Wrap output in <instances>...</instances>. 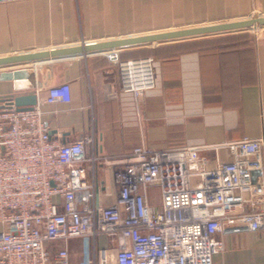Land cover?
I'll list each match as a JSON object with an SVG mask.
<instances>
[{
  "label": "crops",
  "instance_id": "0c3cea01",
  "mask_svg": "<svg viewBox=\"0 0 264 264\" xmlns=\"http://www.w3.org/2000/svg\"><path fill=\"white\" fill-rule=\"evenodd\" d=\"M246 2L230 8L233 18L250 12ZM259 2L264 10V0ZM159 12L160 0H0V55L159 31ZM178 27L185 25L164 29ZM115 51L119 60L151 57L154 86L135 97L122 89L110 50L79 52L1 65L0 100L35 93L52 138L63 142L93 132L107 154L139 144L196 145L212 167L232 158L214 145L244 136L264 139V27L258 34L243 29ZM61 82L70 84V100L43 101L47 87ZM96 179L98 202H113L111 167L100 165ZM221 238L213 264H264V226ZM98 243L115 245L104 235ZM67 245L70 259L81 256V238ZM49 247L55 252L62 243Z\"/></svg>",
  "mask_w": 264,
  "mask_h": 264
},
{
  "label": "built area",
  "instance_id": "2783aa9c",
  "mask_svg": "<svg viewBox=\"0 0 264 264\" xmlns=\"http://www.w3.org/2000/svg\"><path fill=\"white\" fill-rule=\"evenodd\" d=\"M110 51L123 90L138 97L154 86L151 57L119 60ZM14 96L0 100V264H213L221 234L264 226V139L214 145L232 158L212 167L196 145L107 154L93 132L52 138L38 103L18 109ZM69 100L68 82L49 85L43 98ZM100 165L117 186L109 204L97 200ZM100 235L115 245L100 247ZM76 237L81 256L70 259ZM55 242L62 247L52 252Z\"/></svg>",
  "mask_w": 264,
  "mask_h": 264
},
{
  "label": "water",
  "instance_id": "95a60500",
  "mask_svg": "<svg viewBox=\"0 0 264 264\" xmlns=\"http://www.w3.org/2000/svg\"><path fill=\"white\" fill-rule=\"evenodd\" d=\"M259 26H264V15L165 29L148 33L115 37L101 41L83 42L77 45L57 47L50 50L25 51L9 55H0V66L11 65L23 61L40 59L55 55L114 50L146 45L153 42L180 40L192 37L233 32ZM13 100L18 109L32 108V106L35 105L37 101L35 93L17 94L13 97ZM258 174L259 170L252 171V180H254Z\"/></svg>",
  "mask_w": 264,
  "mask_h": 264
},
{
  "label": "rangeland",
  "instance_id": "374dc122",
  "mask_svg": "<svg viewBox=\"0 0 264 264\" xmlns=\"http://www.w3.org/2000/svg\"><path fill=\"white\" fill-rule=\"evenodd\" d=\"M240 1L243 0H233L230 4L221 3L219 0H160V28L165 30L164 27L169 24L192 26L264 15V10L260 7V0H247V9H250V12L244 17L233 18L231 15L235 13L230 11V8L238 5ZM262 27L264 26L249 29L258 34L259 29ZM143 55H146V53ZM151 193L153 199L159 203V192L152 189Z\"/></svg>",
  "mask_w": 264,
  "mask_h": 264
}]
</instances>
